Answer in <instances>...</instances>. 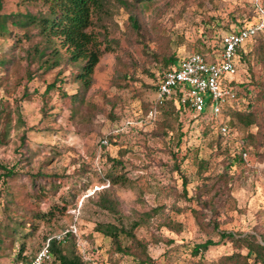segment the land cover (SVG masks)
Masks as SVG:
<instances>
[{"label": "rangeland", "instance_id": "rangeland-1", "mask_svg": "<svg viewBox=\"0 0 264 264\" xmlns=\"http://www.w3.org/2000/svg\"><path fill=\"white\" fill-rule=\"evenodd\" d=\"M127 1V8L111 4L108 16L91 27L106 37L109 50L88 88L73 80L76 64L58 44V57L49 52L42 57L58 62L46 69L35 54V47L44 46L35 31L25 39L24 30L10 25V34L0 37V53L11 59L0 72V163L13 173L6 178L0 169V264L12 261L21 244L23 254L32 256L45 235L67 231L88 264H132L94 230L97 222L128 227L141 221L135 232L146 244L150 264H193V244L217 239V230L264 235V34L246 47L235 76L237 100L221 114L196 116L175 107L162 112L156 99L163 58L175 54L181 60L196 51L209 55L219 33L234 27L232 17L256 23L254 10H264V0ZM39 8L2 0L0 13ZM134 12L138 31L129 19ZM51 83L55 87L48 89ZM235 110L253 113L257 124L240 125L233 120ZM229 120L233 124L221 133L219 125ZM121 149L117 165L110 157ZM239 154L242 161L228 168ZM110 171L123 174L125 184H112ZM35 173L55 174L59 183L36 204L23 195ZM101 194L117 200L118 215L98 205ZM35 207L54 212L47 220L36 219L32 228L19 225L14 235L7 230L10 216ZM198 218L215 222L204 228ZM238 251L245 253L221 242L203 258L211 262Z\"/></svg>", "mask_w": 264, "mask_h": 264}, {"label": "trees", "instance_id": "trees-1", "mask_svg": "<svg viewBox=\"0 0 264 264\" xmlns=\"http://www.w3.org/2000/svg\"><path fill=\"white\" fill-rule=\"evenodd\" d=\"M23 4H33L38 5L40 8L31 12L26 10L24 13H0V37L3 35L10 34V25L20 30H24V38L30 39L32 35L29 33L35 31V33L44 42V46L39 50L35 47V54L39 56L40 62L46 64V69L53 68L58 64L56 58L53 61H48V59L42 60L43 55L46 53H56L55 57H58L59 50L55 46L58 44L67 53V60L71 63L76 64V70L72 74L73 80L78 81L84 88H88L93 82V73L95 67L99 63L102 55L108 49V46L104 42L106 37H100L99 33L94 32L91 27L94 26L95 21H101L104 17L108 16L110 13L111 4L117 3L120 6L127 8L130 2L127 0H20ZM151 0H135L139 4L144 2H149ZM2 0H0L1 8ZM264 10L260 7H256L254 14L260 19ZM232 21L234 22V27L231 29H226L219 33L217 37V43L215 45V51L208 49L209 55L204 54L201 51H196L203 55L206 61H214L216 59V54L221 49L220 36L225 32L236 31L248 24H241L236 22V18L233 16ZM129 19L132 26L136 31L139 30L137 14L130 13ZM216 25H220L218 18L211 17ZM253 24V23H251ZM209 26V22L206 23ZM250 25V24H249ZM264 34V31H260L256 35L246 39L239 49L237 50L235 57V67L236 73L232 79L228 81V85L231 86L238 97V87L239 83L236 81L235 76L239 70L240 62L246 58L247 51L246 47L250 45L253 41H256L260 34ZM261 40V39H260ZM255 50V47H253ZM260 48L264 49L263 45ZM10 58L0 53V72L6 68L10 63ZM180 59L173 54L169 55L167 58L162 59V65L166 69L161 73L178 66ZM1 76V75H0ZM162 77V76H161ZM160 81V80H159ZM157 83V86L159 84ZM55 83L48 85V89L54 88ZM237 100V98H236ZM235 100V101H236ZM176 108L177 111H184L186 109L191 110L188 106L180 103L178 96L173 95L162 101L159 109L163 112L167 111V108ZM175 110V112H177ZM194 115L196 114L191 110ZM233 120L238 121L240 125L248 127L251 124H257V117L251 112L235 110L233 113ZM228 123L233 124V121L229 120L226 123H221L225 125L227 130L225 132H220L225 134L228 131ZM3 134H0V143L3 140ZM179 141V140H178ZM125 150L121 149L116 157H110L113 163L117 165L122 164V158ZM243 154V151L240 152ZM241 154L234 156L230 159L227 167L231 164L239 163L242 161ZM0 169L3 170L6 178L12 176V170L7 168L5 165L0 163ZM107 178L112 182V184L123 185L126 182V177L123 174H119L110 171L106 174ZM55 174L47 175L46 173H35L30 176L29 189H24L23 195L25 199H30L31 203L34 202H44L48 195L56 192L58 188L57 181H54ZM11 196L13 195L10 194ZM7 202H12L8 200ZM98 205L112 213L118 215V202L115 198L110 196H104L101 194ZM211 207L212 213L215 209ZM18 208V206H16ZM57 209H64L63 207H57ZM54 211L50 209L47 212L41 211L38 207L23 210L21 213H17L18 216L14 215L9 217L10 224L8 226V231L13 235L18 231V226H24L28 228L34 227V221L47 220L48 216L52 215ZM198 224L202 227L209 226L215 221H205L200 220ZM141 221H132L128 227L122 224L113 222H97L95 224L94 230L101 236L107 238L111 244L114 252L118 254H123L130 256L132 264H150L152 262L150 256L147 253L146 244L141 241L136 235V228L139 227ZM166 225L170 229H175V225L172 221H165ZM216 229V224L213 225ZM178 228V227H177ZM217 239L206 238L201 242L194 243L190 249V255L194 258L193 264H264V235L254 232H238V231H226L217 230ZM70 236L72 232L67 231L65 233V241H58L54 238V235L48 237L45 235L44 239H49V249L52 254L51 264H88L81 255L77 252L75 243L70 241ZM221 242H229L235 249L245 250V253L240 251L233 252L228 255L221 256L218 260H213L211 262H205L203 258L204 252L214 245ZM40 248V247H39ZM38 248V249H39ZM37 249V250H38ZM25 247L23 244L20 245L15 257L8 264H15L19 261H26L30 256L23 254Z\"/></svg>", "mask_w": 264, "mask_h": 264}, {"label": "built area", "instance_id": "built-area-1", "mask_svg": "<svg viewBox=\"0 0 264 264\" xmlns=\"http://www.w3.org/2000/svg\"><path fill=\"white\" fill-rule=\"evenodd\" d=\"M260 31H264V13L256 23L221 34V49L214 61H206L198 52L183 57L178 66L163 73L157 86V102L162 103L163 100L177 95L180 103L196 114L205 112L206 105L207 113L213 116L221 114L224 108L232 107L237 95L228 85V81L236 73L234 61L237 50L246 39ZM220 129L225 132L227 127L221 125ZM65 233H58L54 238L65 241ZM49 239L28 260L15 264H51Z\"/></svg>", "mask_w": 264, "mask_h": 264}]
</instances>
